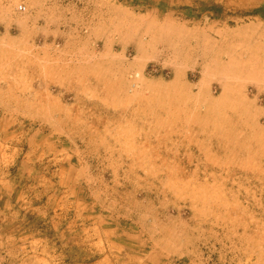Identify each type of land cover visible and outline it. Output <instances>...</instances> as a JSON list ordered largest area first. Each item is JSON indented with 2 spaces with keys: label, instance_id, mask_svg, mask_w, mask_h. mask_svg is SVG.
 I'll use <instances>...</instances> for the list:
<instances>
[{
  "label": "rangeland",
  "instance_id": "obj_1",
  "mask_svg": "<svg viewBox=\"0 0 264 264\" xmlns=\"http://www.w3.org/2000/svg\"><path fill=\"white\" fill-rule=\"evenodd\" d=\"M0 264H264V0H0Z\"/></svg>",
  "mask_w": 264,
  "mask_h": 264
},
{
  "label": "built area",
  "instance_id": "obj_2",
  "mask_svg": "<svg viewBox=\"0 0 264 264\" xmlns=\"http://www.w3.org/2000/svg\"><path fill=\"white\" fill-rule=\"evenodd\" d=\"M17 10H18L19 12H24V11H25V7H24L23 5H19V6L17 7Z\"/></svg>",
  "mask_w": 264,
  "mask_h": 264
},
{
  "label": "bare ground",
  "instance_id": "obj_3",
  "mask_svg": "<svg viewBox=\"0 0 264 264\" xmlns=\"http://www.w3.org/2000/svg\"><path fill=\"white\" fill-rule=\"evenodd\" d=\"M244 95V94H243ZM244 100V99H243ZM247 103V102H246Z\"/></svg>",
  "mask_w": 264,
  "mask_h": 264
}]
</instances>
